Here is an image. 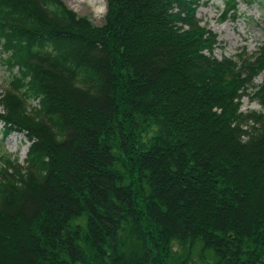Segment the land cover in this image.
<instances>
[{"label": "trees", "instance_id": "obj_1", "mask_svg": "<svg viewBox=\"0 0 264 264\" xmlns=\"http://www.w3.org/2000/svg\"><path fill=\"white\" fill-rule=\"evenodd\" d=\"M106 1L0 0V124L30 143L0 158V264H264V45L215 58L204 0Z\"/></svg>", "mask_w": 264, "mask_h": 264}, {"label": "rangeland", "instance_id": "obj_2", "mask_svg": "<svg viewBox=\"0 0 264 264\" xmlns=\"http://www.w3.org/2000/svg\"><path fill=\"white\" fill-rule=\"evenodd\" d=\"M78 17H86L95 25L104 24L107 13V1L105 7L98 12L89 2L80 0H61ZM101 1V0H100ZM103 1V0H102ZM197 11V18L201 25L211 30L218 36L219 45L214 51V57L237 59L239 55L252 57L264 45V0H255L249 3L247 0H238V18H223L226 4L229 0H204ZM104 4V3H103ZM102 4V5H103ZM6 56L1 52L0 46V100L10 91L9 83L17 70L11 72L4 65ZM263 81L261 74L256 83ZM242 112L261 111V106L253 102L248 96L242 99ZM31 107H37V102L30 101ZM0 112L4 109L0 107ZM3 125L0 124V158L6 154L18 163L24 164L27 159L30 143L23 133L14 132L6 139L3 137Z\"/></svg>", "mask_w": 264, "mask_h": 264}, {"label": "bare ground", "instance_id": "obj_3", "mask_svg": "<svg viewBox=\"0 0 264 264\" xmlns=\"http://www.w3.org/2000/svg\"><path fill=\"white\" fill-rule=\"evenodd\" d=\"M81 2H86L87 0H80ZM92 7H94L98 12L102 10L103 7H105V0H88ZM104 3V4H103ZM103 4V5H102Z\"/></svg>", "mask_w": 264, "mask_h": 264}]
</instances>
